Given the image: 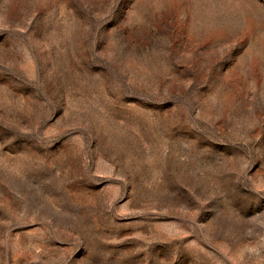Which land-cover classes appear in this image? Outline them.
Segmentation results:
<instances>
[{"label":"rangeland","instance_id":"rangeland-1","mask_svg":"<svg viewBox=\"0 0 264 264\" xmlns=\"http://www.w3.org/2000/svg\"><path fill=\"white\" fill-rule=\"evenodd\" d=\"M0 264H264V0H0Z\"/></svg>","mask_w":264,"mask_h":264}]
</instances>
